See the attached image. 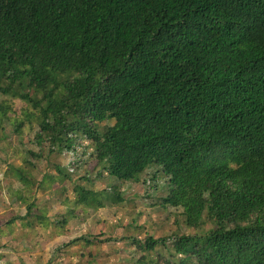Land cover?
Listing matches in <instances>:
<instances>
[{"label":"trees","instance_id":"16d2710c","mask_svg":"<svg viewBox=\"0 0 264 264\" xmlns=\"http://www.w3.org/2000/svg\"><path fill=\"white\" fill-rule=\"evenodd\" d=\"M9 145L0 198L27 213L0 237L48 227L53 210L67 220L104 205L90 170L149 194L158 179L141 176L153 165L167 178L163 235L80 236L70 243L88 252L73 264L97 262L96 241L125 264L128 240V264H264V0H0V149ZM109 183L112 205L126 200Z\"/></svg>","mask_w":264,"mask_h":264},{"label":"rangeland","instance_id":"374dc122","mask_svg":"<svg viewBox=\"0 0 264 264\" xmlns=\"http://www.w3.org/2000/svg\"><path fill=\"white\" fill-rule=\"evenodd\" d=\"M6 126L11 145L20 143L22 137L10 131L11 126L8 122H6ZM26 144L30 145L31 143L27 140ZM11 145L6 146L4 150L0 149V178H3L7 161L14 156ZM86 159H89L90 163L88 161L83 162V170L80 175L86 173V170L88 171L93 166V158L88 156ZM49 166L44 161L40 167V174L43 175ZM106 172L98 174L96 169L90 170L91 183L88 184L92 186L95 182L94 189L105 192L107 196L104 205L95 201L89 204H81L79 208H76L73 215L69 216L67 214L69 217L67 220H63L62 216L55 215L56 211L53 210L49 213L52 219L48 227L44 228L43 225L37 224L34 231L28 229H25V231L15 230L12 235L0 237V255H4L0 259V264H60L62 256H64V264H73V256L77 250L88 252L84 241L78 244L70 243L72 239L80 236L90 238L97 236L104 241L105 238L121 239L140 235L145 237L148 231L149 234L156 237L163 235L160 228L168 220V216L166 214L167 209L161 207L158 198L161 193H164L167 178L161 167L151 165L141 176V181L144 182L151 177L154 180L158 179L153 183L156 187L150 188L149 194L145 193L144 185L141 183L135 185H132L131 182L123 183L116 176ZM72 175L76 179L80 177L75 173ZM109 182L112 186H115V192L122 193L126 200L112 205V196L107 191L110 186ZM20 187H22V184L18 182L13 186L14 190ZM64 187H66V183L62 182L59 188L63 189ZM38 189V197L41 201V198L43 200L46 197L48 191L44 186H39ZM137 192L143 198H138ZM24 202L21 199L11 201L10 199L2 200L0 198V226H6V222L12 217L25 216L27 207ZM65 209L68 210L69 207L67 206ZM158 212H160L159 215H157ZM54 219L62 221L61 233L52 227ZM129 242L130 240L118 242L123 247L118 252L124 258L125 264L132 261V257L136 255L133 253L132 256L129 252L130 246H126ZM110 247V242L105 244L99 241L95 242L92 248L98 258H96L97 262L94 264H112L110 255L114 251L109 250ZM66 252L68 254H65Z\"/></svg>","mask_w":264,"mask_h":264}]
</instances>
